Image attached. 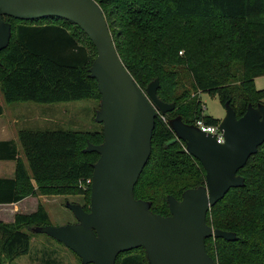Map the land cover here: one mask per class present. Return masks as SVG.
I'll return each instance as SVG.
<instances>
[{
	"label": "trees",
	"instance_id": "obj_1",
	"mask_svg": "<svg viewBox=\"0 0 264 264\" xmlns=\"http://www.w3.org/2000/svg\"><path fill=\"white\" fill-rule=\"evenodd\" d=\"M97 1L120 57L140 87L158 78V96L176 103L166 114L168 123L156 124L152 155L134 189L136 198L151 201L152 211L169 215V195L181 198L206 180L203 165L184 151L186 144L177 139L170 119L180 115L189 124L221 120L204 115L201 101L187 99L188 91L176 93L178 68L190 74L196 91L218 96L223 104L230 101L238 116L249 104L264 103V89L255 87V79L264 75V0ZM4 18L12 23L10 43L0 51V88L7 102L101 100L97 80L89 75L97 51L80 26L58 18L48 23ZM19 138L30 170L15 142L0 141V159L17 160L15 177L0 178V203L31 194H86L90 201L87 180L99 154L84 149L88 141H103V125L93 131L22 129ZM238 174L245 184L231 188L207 214L208 224L238 238L208 237L206 248L216 264H264V143ZM48 224L41 203L31 213H18L14 222H0V264L27 254L30 230ZM116 264L150 262L138 247L120 253Z\"/></svg>",
	"mask_w": 264,
	"mask_h": 264
},
{
	"label": "water",
	"instance_id": "obj_2",
	"mask_svg": "<svg viewBox=\"0 0 264 264\" xmlns=\"http://www.w3.org/2000/svg\"><path fill=\"white\" fill-rule=\"evenodd\" d=\"M5 16L75 23L97 51L89 75L97 80L101 94L95 119L103 125L104 139L99 144L88 141L84 149L99 154L91 178L90 210L68 203L76 222L36 226L32 231L65 244L83 264H116L120 253L138 247L146 250L150 264H216L206 239L238 237L208 224L207 214L231 188L245 184L238 171L264 143V103L249 104L238 116L231 102H225L226 114L219 122L223 143L180 115L170 119L177 139L186 144L184 151L203 165L206 180L185 190L181 198L169 195V215L155 213L151 201L136 198L134 189L152 155L159 112L176 108L175 102L158 96L159 79L140 87L120 57L97 0H0V51L12 36V23Z\"/></svg>",
	"mask_w": 264,
	"mask_h": 264
},
{
	"label": "rangeland",
	"instance_id": "obj_3",
	"mask_svg": "<svg viewBox=\"0 0 264 264\" xmlns=\"http://www.w3.org/2000/svg\"><path fill=\"white\" fill-rule=\"evenodd\" d=\"M53 18L36 20V23L53 22ZM182 53V52H181ZM180 81L176 87V93L182 95L186 90L189 92L187 99H199L202 104L204 115H209L218 119L224 118L226 109L218 96L208 92L196 91L190 74L184 67H179ZM255 87L264 89V75L255 79ZM99 99H83L67 102H57L52 104L28 102L32 105H39L41 110L50 109L51 113L46 116L52 117L47 125H38L39 129H69L77 131L102 130V124L96 121V111L100 107ZM186 101V98H181ZM88 183V182H87ZM86 185V184H85ZM84 185V186H85ZM87 188V185L85 186ZM86 194L57 196L56 199L50 197L44 204L50 214L52 225L61 226L76 222V217L67 206L68 203L84 204L90 207ZM31 201V200H30ZM32 233L30 251L27 254L15 258L11 264H83L80 257L69 249L65 244L55 240L45 233Z\"/></svg>",
	"mask_w": 264,
	"mask_h": 264
},
{
	"label": "crops",
	"instance_id": "obj_4",
	"mask_svg": "<svg viewBox=\"0 0 264 264\" xmlns=\"http://www.w3.org/2000/svg\"><path fill=\"white\" fill-rule=\"evenodd\" d=\"M0 101L3 107V113L0 115V141L15 142L19 151V158L25 162L28 170H30L19 138V132L22 129L45 130L39 129L38 127L40 126L38 125L49 124L48 122L52 121V117L46 115L48 112L52 114V111L50 109L41 110L39 105L28 103L33 101L7 102L4 99L1 88ZM16 166L17 160L0 159V178H14L16 174ZM57 196L59 195L31 194L18 202L0 203V222H14L18 213H31L38 208L40 203L43 204L49 200L56 199ZM50 197L53 198L49 199Z\"/></svg>",
	"mask_w": 264,
	"mask_h": 264
},
{
	"label": "built area",
	"instance_id": "obj_5",
	"mask_svg": "<svg viewBox=\"0 0 264 264\" xmlns=\"http://www.w3.org/2000/svg\"><path fill=\"white\" fill-rule=\"evenodd\" d=\"M159 120H162L168 123L167 115L162 114L161 112H159ZM195 125L200 127L202 130L213 134L216 137L218 142L223 143L225 141V138H224L223 132L220 129L219 123L207 124L203 119H199L197 120V123ZM87 182L91 184V179H88Z\"/></svg>",
	"mask_w": 264,
	"mask_h": 264
}]
</instances>
